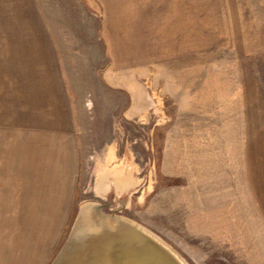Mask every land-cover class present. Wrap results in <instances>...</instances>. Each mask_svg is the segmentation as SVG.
<instances>
[{
    "label": "rangeland",
    "instance_id": "1",
    "mask_svg": "<svg viewBox=\"0 0 264 264\" xmlns=\"http://www.w3.org/2000/svg\"><path fill=\"white\" fill-rule=\"evenodd\" d=\"M34 3L55 41L79 168L48 264L80 211L99 206L183 264H264V0ZM20 14L0 12V264L26 236L22 223L44 226L51 190L8 183L20 166L8 167V120H19L9 68L33 34L15 26Z\"/></svg>",
    "mask_w": 264,
    "mask_h": 264
},
{
    "label": "crops",
    "instance_id": "2",
    "mask_svg": "<svg viewBox=\"0 0 264 264\" xmlns=\"http://www.w3.org/2000/svg\"><path fill=\"white\" fill-rule=\"evenodd\" d=\"M261 5L264 11V3ZM17 11L22 15L15 26H29L33 34L20 37L25 55L13 58L9 68L12 75L18 72L13 76L19 79L8 84V88L13 85L8 96L12 95L14 104L8 109L13 108L12 115L19 116V120H11L12 126L8 120V167L18 159L20 166L14 170L8 168V173L13 172V179L8 175V183H50L51 190L42 208L44 226L22 223L20 229L26 236L20 240V247L8 246V264H48L74 209L79 169L76 132L55 54V41L46 34L34 0H0V12ZM25 163L30 169L23 167ZM24 226L34 232L25 233ZM13 248L20 253L19 260H14Z\"/></svg>",
    "mask_w": 264,
    "mask_h": 264
},
{
    "label": "water",
    "instance_id": "3",
    "mask_svg": "<svg viewBox=\"0 0 264 264\" xmlns=\"http://www.w3.org/2000/svg\"><path fill=\"white\" fill-rule=\"evenodd\" d=\"M99 207L81 210L51 264H183L162 242Z\"/></svg>",
    "mask_w": 264,
    "mask_h": 264
}]
</instances>
